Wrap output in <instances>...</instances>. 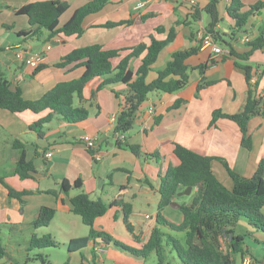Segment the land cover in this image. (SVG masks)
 <instances>
[{
    "label": "crops",
    "instance_id": "obj_1",
    "mask_svg": "<svg viewBox=\"0 0 264 264\" xmlns=\"http://www.w3.org/2000/svg\"><path fill=\"white\" fill-rule=\"evenodd\" d=\"M34 1L40 0H0V43L5 47L0 52V73L5 74L12 86H20L26 99L40 98L57 83L82 75L84 68L81 66H55L64 55L75 48L90 44H100L105 48L133 47L147 41L152 33L158 38H165L173 26H176L177 36L160 53L151 71L155 73L152 78L155 77L156 70L164 67L172 58L175 51L194 45H200V50L188 58L189 65L198 66L210 62L211 59L215 62L209 63L204 73L198 69L191 70L188 85L176 92L149 93L135 126L124 135V139L114 133V123L111 121L112 116H117L120 110V99L114 90L122 94L128 92L123 83L113 84L98 92L95 103L89 107L87 120L75 124L55 116L45 125L43 136L29 127L43 114L29 110L13 113L0 108V178L16 190L31 191L23 196L25 202L22 203L17 198H11L8 188L0 181V228L9 227L10 238L5 245L8 257L1 259L3 264L6 261L19 264L14 252L28 250L29 240L35 232L38 235L39 232H43V235L50 233L56 239L59 234L74 238L76 235L73 233V224L77 214L72 211L71 198L81 191L94 199L100 197L106 203L113 200L131 202L133 211L130 221H134L136 203L141 194L151 197L150 191H153L155 199L158 198L159 202L161 175L166 171L170 159L174 157V145L171 142L183 144L200 154L224 157L236 172L246 177L253 175L259 160L264 156V117L256 115L248 123L249 133L253 138L252 150L241 144V132L234 121L219 118L215 125H210L215 109L226 113H235L241 109L246 101L248 84L244 70L235 64V56L230 53L214 54L210 48L199 42L200 33L205 29L209 14L202 12L201 18L195 19L194 13L196 7L203 8L209 0H195L196 5L191 3L192 0H150L143 6L141 3L145 0H111L99 12L84 19L82 35L58 34L46 42L44 40L48 32H44L39 38L29 39L17 35L20 30L29 28V19L26 15L17 14L15 9ZM65 1L70 7L61 16L60 25L68 21L77 8L91 0ZM257 1L259 0H246V3L251 5ZM226 5L227 0H221L220 16L223 21L219 23V27L230 31L235 22L228 16ZM121 20H131V23L116 27L104 25L109 21ZM159 26L165 28V33L156 32ZM261 33H264V9L251 15L238 40L233 42L236 51L243 53L249 49L248 44L242 42L244 36L253 39ZM20 50L25 55L42 53L43 64L47 67L33 74L35 68L26 65L16 56ZM240 62L252 64L253 75L257 70H264V49L256 50L247 61ZM134 64L138 66L140 59ZM206 81L217 82L198 90L199 84ZM259 82L260 92L264 94V71ZM89 94L88 88L85 91L86 97ZM179 98L184 99V103L172 109ZM25 135L27 136L23 139ZM88 137L96 138L95 151L101 155L100 159L95 160L94 154L87 148L85 140ZM15 139L25 143L28 158L33 159L39 171L31 178L22 179L14 173L18 158V150L14 146ZM119 139L139 145L141 153L137 155L126 145H119ZM157 151L159 157L152 155ZM49 152L52 153L50 157L47 156ZM9 161L13 166L5 170L4 164ZM212 168L227 187H233V179L220 161L214 160ZM63 178H67L71 183L81 178L82 187H72L69 192H65L61 189ZM51 189L57 194L48 192ZM41 206L54 207L56 213L49 226L35 229L32 223L37 219ZM167 209L168 207L165 208ZM150 217L149 215L148 218ZM121 221L126 229L128 242L131 237H138L134 231L132 233L127 229L120 206L110 207L104 216L97 218L95 228L117 238L115 234L117 235ZM143 232L144 230H141V233ZM257 236L264 242V233L258 232ZM135 240L142 246L148 239ZM99 244L98 240L92 241L86 248L70 252L72 259H68L66 264H91L95 249H102ZM256 244L262 245L264 258V244ZM106 248L107 252L116 256L123 255L113 243L106 245ZM102 251L105 259L106 251ZM249 251L252 257L246 255L243 259L240 255L233 254L235 264H244L249 259L258 263V260L263 259L256 257L254 246L249 245ZM99 257L97 255V258ZM127 261L126 264H131L130 260ZM111 262L124 264L125 261L115 258Z\"/></svg>",
    "mask_w": 264,
    "mask_h": 264
},
{
    "label": "trees",
    "instance_id": "obj_2",
    "mask_svg": "<svg viewBox=\"0 0 264 264\" xmlns=\"http://www.w3.org/2000/svg\"><path fill=\"white\" fill-rule=\"evenodd\" d=\"M110 1H89L77 8L63 25H60V18L70 7L67 1L30 2L15 9L17 14L26 15L29 19V28L20 30L17 35L29 39L39 38L44 32H48L45 42L58 34L80 36L84 32V19L92 13L99 12ZM220 3L221 0H209L203 8L196 7L194 17L195 19L201 18L202 12L211 15V26L208 27V24H205V34H211L220 45L229 49L230 55L237 58L235 64L244 70L248 90L246 101L239 111L226 113L221 109H215L210 125H215L219 118L234 121L241 132V144L246 149L252 150L253 138L249 133L248 123L256 115L264 117V94L259 89V78L264 70L259 72V78L256 83L252 84L253 65L240 61H247L256 50L264 49V33L247 42L249 49L243 53L236 51L233 42L238 40L239 34L251 15L264 9V0L251 5H247L246 0H227L226 12L235 22L230 31L219 27V23L223 21L220 16ZM127 23H131V20L109 21L104 25L116 27ZM165 31L163 26L156 29L159 34ZM176 36V26H173L165 38H158L152 33L147 41L133 47L105 48L100 44H90L75 48L64 55L55 66L59 68L71 64H74L71 68L81 66L84 68L82 75L57 83L37 99H26L22 88L12 86L5 74L0 73V108L13 113L29 110L43 114L29 126L31 130L43 136L45 125L50 123L55 116L65 122L75 124L87 120L89 107L95 103L98 92L113 84L123 83L127 86V93L122 94L114 90L120 99V110L114 124V133L125 135L135 126L149 93L176 92L188 85L191 70L198 69L204 73L209 63L215 62L211 59L210 62L198 66L189 65L188 58L200 50V45H194L175 51L166 65L158 68L155 77L149 80V74L154 69L160 53L174 41ZM199 42L203 44L201 38ZM4 49L5 47L0 43V52ZM138 59H140V64L135 66L134 62ZM46 67L47 65L41 63L34 69L33 74H37ZM216 82H203L199 84L198 90ZM88 88L90 94L86 97L85 91ZM184 101V99H177L171 108L180 107ZM117 142L119 145H126L137 155L141 153L140 146L137 144L126 143L120 139ZM171 143L174 145V157L170 159L166 171L161 175L158 189L160 199L156 214L157 224L152 227L148 240L141 247L135 248L104 230L96 229L97 218L104 216L110 207L120 206L127 229L133 233V225L130 221L133 205L124 200H113L106 203L100 197L94 199L88 193L81 191L71 198V208L73 213L79 215L82 222L89 227V233L85 236L71 238L66 244L68 252L80 251L92 241L101 238L99 246L105 247L113 243L117 248L136 257L147 258L151 253H155L157 264H170L167 247L170 248V252H175L180 264H235L233 254L240 255L242 259L246 255L252 257L248 240L264 244L257 236L258 232L264 233V156L259 160L253 175L246 177L232 169L224 157L200 154L183 144ZM14 146L18 150L14 173L22 179L33 177L39 171L33 159L28 158L25 143L20 139H15ZM89 151L94 154L95 150L89 149ZM152 155L159 157V152ZM94 159L97 160L95 157ZM214 160L220 161L233 179L232 188L227 187L213 171ZM0 181L8 188L9 196L19 199L22 203L25 202L23 196L31 192L16 190L3 178H0ZM189 186L192 187L191 193L195 192V194L190 203L180 205L182 220L180 222L170 221L163 213L165 208L170 206L179 193ZM72 187L81 188L82 179L78 178L73 183L67 178L61 180L63 191L69 192ZM48 192L57 194L54 189ZM55 213L54 207L41 206L37 219L32 223L34 228L49 226ZM178 233H181L182 237H178ZM135 238L139 239L137 236ZM59 244L60 242L52 234L47 233L40 236L35 232L29 240L28 249L56 247ZM96 252L95 249L94 260L97 258ZM39 256L43 261L46 260L42 254ZM7 257L6 247L0 244V264H3L1 259ZM263 259L258 260V263L249 260L252 263L264 264Z\"/></svg>",
    "mask_w": 264,
    "mask_h": 264
},
{
    "label": "rangeland",
    "instance_id": "obj_3",
    "mask_svg": "<svg viewBox=\"0 0 264 264\" xmlns=\"http://www.w3.org/2000/svg\"><path fill=\"white\" fill-rule=\"evenodd\" d=\"M155 73L151 72L149 74L148 79H152L153 75ZM27 135L23 136L26 137ZM26 140V139H25ZM14 157V155H13ZM13 161V160H12ZM13 166V164L9 161L8 163L4 164V169H10ZM254 173V172H253ZM147 190H149L148 185H146ZM151 192V197H148L144 194L140 195V198L138 199V202L136 203V218L134 221H132L133 225V231L138 234L139 239L147 240L150 236L151 229L153 226L157 224L156 222V214L158 212V202L157 199L154 197L153 191ZM195 192L191 194H182L178 195L175 202L179 205L183 203H190L193 199ZM159 197V195H157ZM264 212V208H263ZM164 215L173 222H180L182 218V211L180 207L176 206H168L167 210H164ZM149 214L151 217L148 218L146 215ZM137 222V224L135 223ZM117 227V226H116ZM117 229V237L118 240L122 241L123 243L139 248V244L136 242V238H132L129 240L130 242L127 241V236H126V229L123 225V222L121 221L120 226ZM48 230V229H46ZM73 230H74V235L75 237H81L85 236L89 233V227L85 225L79 215H75V224H73ZM141 230H144L143 233H141ZM123 232V233H122ZM9 227L7 226H1L0 228V244L6 245L7 241L10 239L9 238ZM125 234V236H123ZM39 235H43V232H39ZM178 237H182L181 233L177 234ZM71 238H68L67 236L63 234H59L57 236V240L60 242V244L56 247H45L41 249H31V250H24L21 252H14L15 255L17 256L18 263L19 264H66L68 259H72V254L68 252L66 244ZM99 242H101V238L97 239ZM249 245L254 246V253L257 258L261 259L263 258V250H262V245L256 244V242L248 240L247 242ZM103 250L106 251V256L105 259L103 258L102 252L98 253L99 251L96 252V255L100 256L101 260H97L95 258H91L90 262L91 264H112L113 259H120L124 264L128 262L127 260H130L131 264H157V256L155 253H151L147 258L143 257H136L128 252H124L120 249L117 248V250L122 252V256H116L112 252H107L108 248L105 249V247H102ZM120 252V253H121ZM39 254H42L44 258L46 259L45 261L42 260V258L39 256ZM167 254H168V259L170 261V264H180L179 258L176 256L175 252H170V248L167 247ZM30 257V259H29ZM139 260V261H138ZM5 264H10L8 261H6ZM247 264V262H246Z\"/></svg>",
    "mask_w": 264,
    "mask_h": 264
},
{
    "label": "built area",
    "instance_id": "obj_4",
    "mask_svg": "<svg viewBox=\"0 0 264 264\" xmlns=\"http://www.w3.org/2000/svg\"><path fill=\"white\" fill-rule=\"evenodd\" d=\"M148 1L150 0H145L144 2L141 3V6L145 5ZM192 4L196 5V1L195 0H192L191 1ZM205 30H203L201 33H200V38L202 39V42H203V46L205 47H208L211 49L212 53L214 54H217V55H225V54H229V50L224 48L223 46H221L215 39L214 37L211 35V34H205ZM251 40V38L249 36H244L242 38V42L243 43H247ZM50 48V46H49ZM16 56L21 59L26 65L32 67V68H36L38 67L41 63H43L44 61V55L42 53H34V54H30V55H25V53L20 50L16 53ZM259 75V71H256L255 74L252 76V79H251V83L254 84L256 83L257 81V77ZM116 119H117V116L114 115L112 116L111 118V121L115 124L116 122ZM121 138L124 139L125 136L124 134H121ZM86 146L87 148L89 149H94L95 150V147H96V138L95 137H88L86 140ZM47 156H52V153L49 152L47 154ZM94 157L96 159H100L101 158V155L94 151ZM147 217H149V215H147ZM100 252H103L102 249L98 250ZM97 260H101V258H96ZM246 264V262L244 263ZM247 264H256V263H252L250 260L247 261Z\"/></svg>",
    "mask_w": 264,
    "mask_h": 264
},
{
    "label": "water",
    "instance_id": "obj_5",
    "mask_svg": "<svg viewBox=\"0 0 264 264\" xmlns=\"http://www.w3.org/2000/svg\"><path fill=\"white\" fill-rule=\"evenodd\" d=\"M208 19H207V24H208V27H210L211 25H210V22H211V20H212V18H211V15L209 14L208 15ZM191 191H192V187L191 186H189V187H187L183 192H180L179 194L180 195H182V194H191ZM171 205L172 206H176V207H179L180 205L179 204H177L175 201H173L172 203H171Z\"/></svg>",
    "mask_w": 264,
    "mask_h": 264
}]
</instances>
